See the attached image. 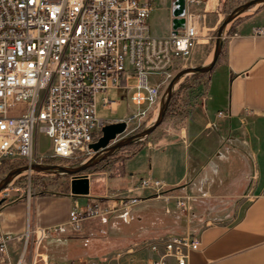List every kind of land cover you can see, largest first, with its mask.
I'll return each instance as SVG.
<instances>
[{
    "label": "built area",
    "instance_id": "built-area-1",
    "mask_svg": "<svg viewBox=\"0 0 264 264\" xmlns=\"http://www.w3.org/2000/svg\"><path fill=\"white\" fill-rule=\"evenodd\" d=\"M182 1L183 12L174 16L182 26L156 36L148 23L153 0H0V165L48 163L46 158L72 165L89 159L94 154L89 144L100 137L104 124L112 123L97 110H115L118 101L110 96L114 88L124 91L128 107L116 121H124L126 129L130 125V134L148 123L159 108L162 90L186 66L200 36L196 6L201 0ZM253 34L264 36V28H255ZM37 132L50 140L48 152H37ZM147 188L161 196L165 183L142 177L134 187ZM33 195L28 190L17 198ZM102 198L74 203L64 223L38 226L27 220L19 236L0 233V262L93 264L92 257L58 261L40 248L55 235L78 230L89 218L128 210L140 200L117 194ZM188 201L189 196L175 200L181 212ZM14 242L19 243L18 253L11 258L8 244ZM147 245L153 253L148 264H187L199 240L191 233H171Z\"/></svg>",
    "mask_w": 264,
    "mask_h": 264
},
{
    "label": "crops",
    "instance_id": "crops-1",
    "mask_svg": "<svg viewBox=\"0 0 264 264\" xmlns=\"http://www.w3.org/2000/svg\"><path fill=\"white\" fill-rule=\"evenodd\" d=\"M153 1L155 9L158 4ZM220 7V0H201L196 6L201 15L196 46L208 41V36L203 34L207 28L204 24L208 22L211 29L222 19ZM252 7L247 15L235 18L225 28L221 58L206 76L202 99L199 98L198 103L178 119L164 120L153 131V138L139 144L128 160L130 169L126 174L130 177V185H125L128 180L124 177H118L119 188L130 189V196L140 198L130 209H143L144 214L135 216L142 220L147 208L168 202L170 196L163 194L160 198L153 196L152 189H134L139 178L161 180L165 183L164 189L171 191L183 183L192 168L196 169L192 181L210 169L218 158H222L225 145L232 149L237 160H241L242 189L225 199L233 204L231 212L206 220L191 233L197 236L199 246L188 253L187 264H264V36L253 34L255 28H264V2ZM183 10L182 0H170L168 15L162 24L148 20L150 32L162 36L171 27L182 26V21L174 16ZM115 90L121 89H111L110 94ZM119 106V101L115 110L99 106L97 115L111 122L119 120L128 112L126 104V111L116 115ZM101 110H109L115 116H103L99 114ZM177 153L183 156L182 164L174 161ZM84 174L89 179L87 195L70 193L71 177L68 175L57 180L58 184L62 182V188L57 191L46 190L35 193L29 200L20 197L0 204V233L19 236L24 232L27 220L38 226L64 223L74 203L83 204L89 199L107 196L110 176L91 171ZM102 178L103 182L99 181ZM99 182L103 183L104 192L97 191ZM132 219L130 213V221ZM171 233L181 234L174 225L143 228L131 233L135 239L130 246L115 249L101 258L95 257L93 264H148L153 253L147 243ZM17 246L18 242L9 243V253ZM59 247L46 248L42 252L58 261L71 259L66 258L67 249ZM56 252L59 257L54 256ZM74 256L73 259L91 257L88 253Z\"/></svg>",
    "mask_w": 264,
    "mask_h": 264
},
{
    "label": "rangeland",
    "instance_id": "rangeland-1",
    "mask_svg": "<svg viewBox=\"0 0 264 264\" xmlns=\"http://www.w3.org/2000/svg\"><path fill=\"white\" fill-rule=\"evenodd\" d=\"M155 1L158 5L151 13L149 22L162 24L167 18L170 0ZM247 1L248 0H220V11L223 13L222 19L216 23L214 28L211 29L210 26H208V22L204 24L207 26V28H204L203 34L208 36V41L199 43L196 46L194 49L195 52L187 60L186 66L184 68L200 66L210 61L217 38V30L219 25L235 7ZM252 9L253 7H250L249 9L242 12L237 18H243L248 12L252 11ZM229 24L227 26H229ZM224 31L222 33L221 42H223V37L225 34ZM178 71L174 73V76ZM133 82V80L129 81V83ZM180 86H187V88L184 89V91L180 94V98L174 102L172 109L167 115H165V117H163L162 122L168 119L173 121L178 119L191 107H194L195 104L198 103L199 98L202 99L205 94L206 76H202L198 72H188L182 75L176 81L173 91L177 90V88ZM166 87H164L162 90V94L165 93ZM110 96L120 102V106L116 115L123 114L126 111V94L124 91L115 90L111 92ZM157 113L158 110L155 115H151V118H149L150 120L147 119L148 123L143 124L140 129L142 130L150 126L155 120ZM99 114L103 116H115V114L111 113L109 110H101L99 111ZM162 122L157 127H155L153 131H155L162 124ZM131 126L133 125L131 124ZM153 131L145 137L135 140L133 145L123 146L115 151L113 155H108L106 159H103L101 163L107 161V168H99L97 170L91 171L94 173L101 172L104 174V176H110L107 180V196H103L102 199L106 200L107 198H114L116 194L117 197H125L126 195H130V192H128L130 189L119 188L121 185H118L120 180L118 177H124L125 180H128V182L126 181L125 185H130V177H128L126 174V170L130 169V162L128 161L130 158H127V156L133 150L138 148L140 143L153 138ZM129 135L130 125L127 127L126 131L120 135V137L123 138ZM50 147V140L43 133L37 132V152H48ZM227 147L229 146H224V149L226 148V150H223L225 153H223L222 158H218V161L216 160L211 165L210 169L200 173V175L197 176L194 181L192 180L196 175V169L192 168L188 177H186L179 187L171 191H166V189H164L161 195L166 194L167 196H170L168 198L169 201L161 203V205H152L147 208V210H145V219L137 220L135 217L136 215L144 214L143 209L129 208L128 210H125L123 208H119L107 214L105 218L92 217L85 220L78 230L68 229L62 234L55 235L45 240L40 250L45 251L46 248L57 249L60 246L59 248L61 249H67V259H72L75 257L74 255H77V253H88L92 258H101L103 256L109 255L115 249L130 246L132 239H135V236H132L131 233H135L139 230H142L143 228L149 230L150 228L164 226L169 227L174 225L177 232L181 234L186 232L194 233V231L200 228L206 222V220L212 219L213 217H217L219 215L223 216L231 212L233 204L226 201L225 199L228 198V195H230L232 192L242 189V184L244 183L242 180L243 176L240 175V171L243 167L242 162L241 160H237L232 154V149H227ZM82 160H79L72 165H78ZM120 161L124 164L123 172L121 173L117 172L115 169V166ZM174 161H176L177 164H182L183 156L180 153H177ZM60 165L66 166L71 165V163L68 162V164ZM19 166L22 165L11 166L9 161H3L0 165V182L9 170ZM67 177L68 175L64 173H49L45 171L34 170L24 171L13 176L8 184L0 190V204L11 201L19 196H26L28 190L31 193L34 192V194L42 191L46 192V190L57 191L62 188V182L58 184L57 180ZM124 178L121 180H124ZM99 181L103 182V178L101 180L99 179ZM99 183L96 187L97 191L104 192V186L102 185L103 183ZM152 190L154 191V189ZM153 196L158 197L156 194ZM179 196H189L188 207L185 212H181L176 205L175 200ZM161 197L163 196H160V198ZM131 206L132 204L130 207ZM130 213L133 214L132 221H130ZM17 253L18 251L15 249L14 251H10L9 254L11 258H15Z\"/></svg>",
    "mask_w": 264,
    "mask_h": 264
},
{
    "label": "water",
    "instance_id": "water-1",
    "mask_svg": "<svg viewBox=\"0 0 264 264\" xmlns=\"http://www.w3.org/2000/svg\"><path fill=\"white\" fill-rule=\"evenodd\" d=\"M263 2L264 0H248L247 2H244L243 4H240L237 7H235L224 18V20L221 22L217 30V38L215 41L211 61L208 64L183 68L175 74V76L171 79V81L166 87V91L161 98L157 116L150 126L138 132L132 133L129 136L120 138L118 141L112 143V141H114L118 135L122 134L125 131L126 123L124 121H115L112 123L104 124L101 128L100 137L96 141L89 144L88 146L94 152V154L89 159L85 160L84 162L78 165H66L65 166V165H60L56 163H31V164H24L22 166L15 167L9 170L6 173V175L2 178L0 182V190L8 184V182L11 180L13 176L20 174L24 171L34 170V171H45L49 173L67 174L71 177L70 182H69L70 193L76 196L87 195L89 192V189H88L89 179L84 174L85 170L88 167L100 161L102 158H105L106 156L114 153L119 148L129 143H132L137 139L143 138L149 133H151L155 129V127H157L162 122L165 111L168 107L170 98L172 96L176 81L182 75L188 72L205 73V72L210 71L211 68L216 63L218 55L220 53L221 45H222V42H221L222 33L224 29L226 28V26L231 21H233L235 18H237L245 10L259 3H263Z\"/></svg>",
    "mask_w": 264,
    "mask_h": 264
},
{
    "label": "trees",
    "instance_id": "trees-1",
    "mask_svg": "<svg viewBox=\"0 0 264 264\" xmlns=\"http://www.w3.org/2000/svg\"><path fill=\"white\" fill-rule=\"evenodd\" d=\"M221 58V50H220V53H219V55H218V58H217V61L219 60ZM209 73V71L208 72H205V73H199L200 75H202V76H207V74ZM187 88V86H180L179 88H177V90H175V91H173V93H172V96H171V98H170V101H169V104H168V107H167V109H166V111H165V114H164V117H165V115H167L168 114V112L172 109V107H173V105H174V102L178 99V98H180V94L184 91V89H186ZM173 111V110H172ZM139 131L141 130L140 128L138 129ZM137 130V131H138ZM135 142H132V143H129V144H127V145H125V146H131V145H133ZM137 150V148L135 149V150H133L128 156H127V158H130L134 153H135V151ZM115 153V152H114ZM114 153H112V154H110V155H113ZM108 156H106L105 158H102L100 161H98L97 163H95L94 165H92V166H90V167H88L85 171L86 172H89V171H93V170H97V169H99V168H107V161H105L104 163H101V161H103V159H106ZM54 161V159H52V158H46L45 159V162H48V163H51V162H53ZM11 163V166H13V165H24V164H26V161H23V160H20V161H17V162H10ZM123 162H119L116 166H115V169H116V171L117 172H123ZM53 252V251H52ZM50 253V252H49ZM57 253L58 252H56V254L54 255L55 257H59L58 255H57Z\"/></svg>",
    "mask_w": 264,
    "mask_h": 264
},
{
    "label": "bare ground",
    "instance_id": "bare-ground-1",
    "mask_svg": "<svg viewBox=\"0 0 264 264\" xmlns=\"http://www.w3.org/2000/svg\"><path fill=\"white\" fill-rule=\"evenodd\" d=\"M210 57H211V56H210ZM211 59H212V57L210 58V61H211ZM210 61H209V62H210ZM209 62H208V63H209ZM208 63H206V64H208Z\"/></svg>",
    "mask_w": 264,
    "mask_h": 264
}]
</instances>
